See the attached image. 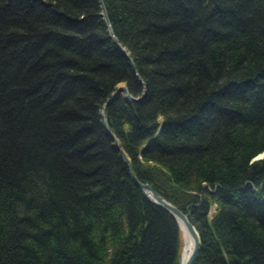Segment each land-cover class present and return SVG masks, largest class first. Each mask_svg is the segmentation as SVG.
Returning <instances> with one entry per match:
<instances>
[{
    "label": "trees",
    "instance_id": "obj_1",
    "mask_svg": "<svg viewBox=\"0 0 264 264\" xmlns=\"http://www.w3.org/2000/svg\"><path fill=\"white\" fill-rule=\"evenodd\" d=\"M103 1L118 41L99 0H0V264H180L120 82L194 264H264V0Z\"/></svg>",
    "mask_w": 264,
    "mask_h": 264
},
{
    "label": "water",
    "instance_id": "obj_2",
    "mask_svg": "<svg viewBox=\"0 0 264 264\" xmlns=\"http://www.w3.org/2000/svg\"><path fill=\"white\" fill-rule=\"evenodd\" d=\"M99 1H100L101 8H102L101 13L104 17L105 22L108 25L109 32L115 38V40L118 41L116 36H115V33L113 31L112 23L110 22V19L108 17L104 1L103 0H99ZM119 45L121 46L120 43H119ZM122 49H123L124 53L130 58L128 50L125 47H122ZM131 65H132L133 70L137 74L140 82H143L142 78H140V76L138 75V72L136 71V67H135L133 61H131ZM144 93H145V90H144ZM119 94H123L124 97L126 99H129V100L130 99L138 100V99H141V97H142V96H135L134 94H132V92H130L128 86L124 82H120L118 84L117 88L113 91L112 95L103 104L101 114L103 117L104 124L106 125V128L108 129L110 135L113 137L114 143H115L116 147H118V149L120 150V153H121L124 161L128 164V167L130 169V173H131L132 177L134 178L136 183L140 186L143 193L145 195H147L153 202H155L158 205L165 207L171 214H173L176 217V219L178 220L181 228L189 236V238L191 240V249H190V252H189V254L185 260H183V253H182L180 264H194L196 261V258L198 256V253L200 251V247H201V235H200V232H199L196 224H194V222H192L189 213L185 212L177 204H175L173 201H171L166 196L161 194L151 183L146 182V181H141L136 176V174L132 168V161H131L130 156L127 154L125 149L122 148V146L119 143L117 136L114 135L112 129L109 126L108 116H107V106ZM185 248H186V235L184 237V246H183L182 252H184Z\"/></svg>",
    "mask_w": 264,
    "mask_h": 264
},
{
    "label": "bare ground",
    "instance_id": "obj_3",
    "mask_svg": "<svg viewBox=\"0 0 264 264\" xmlns=\"http://www.w3.org/2000/svg\"><path fill=\"white\" fill-rule=\"evenodd\" d=\"M183 231V237H185L186 235V248L183 252V260H185L190 252V249H191V240L189 238V236L184 232V230L182 229Z\"/></svg>",
    "mask_w": 264,
    "mask_h": 264
},
{
    "label": "rangeland",
    "instance_id": "obj_4",
    "mask_svg": "<svg viewBox=\"0 0 264 264\" xmlns=\"http://www.w3.org/2000/svg\"><path fill=\"white\" fill-rule=\"evenodd\" d=\"M261 156H263V154H261V155H259L258 157H261ZM183 246H184V242H183V245H182V249H181V256H182V251H183ZM181 261V260H180Z\"/></svg>",
    "mask_w": 264,
    "mask_h": 264
}]
</instances>
